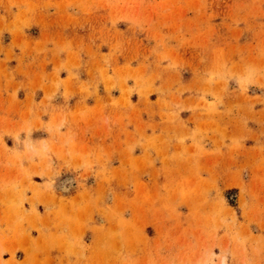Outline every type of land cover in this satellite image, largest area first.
Here are the masks:
<instances>
[{"label": "rangeland", "instance_id": "rangeland-1", "mask_svg": "<svg viewBox=\"0 0 264 264\" xmlns=\"http://www.w3.org/2000/svg\"><path fill=\"white\" fill-rule=\"evenodd\" d=\"M0 264H264V0H0Z\"/></svg>", "mask_w": 264, "mask_h": 264}]
</instances>
